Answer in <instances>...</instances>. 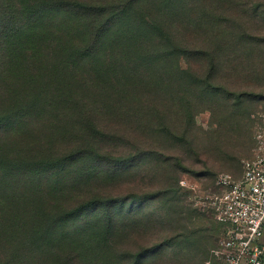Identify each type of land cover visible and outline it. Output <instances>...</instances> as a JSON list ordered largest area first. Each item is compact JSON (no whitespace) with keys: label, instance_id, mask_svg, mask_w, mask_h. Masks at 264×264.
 <instances>
[{"label":"trees","instance_id":"16d2710c","mask_svg":"<svg viewBox=\"0 0 264 264\" xmlns=\"http://www.w3.org/2000/svg\"><path fill=\"white\" fill-rule=\"evenodd\" d=\"M144 2L0 0V264H146L153 248L141 244V214H115L118 202L99 211L108 194L72 199L81 180L70 170L93 160L91 173L111 183L152 162L180 219L184 161L156 150L171 143L197 156L192 131L203 111L216 116L202 131L214 151L248 139L246 107L264 99V0H210L208 27L229 30H205L212 46L196 50L140 13ZM181 57L200 68H181ZM239 74L251 88L229 86ZM190 243L184 234L165 247L174 244L182 263Z\"/></svg>","mask_w":264,"mask_h":264},{"label":"rangeland","instance_id":"374dc122","mask_svg":"<svg viewBox=\"0 0 264 264\" xmlns=\"http://www.w3.org/2000/svg\"><path fill=\"white\" fill-rule=\"evenodd\" d=\"M107 1L109 3L115 2V0ZM209 1L167 0V3L166 0H145L143 9L139 12L159 18L163 26L174 35L176 43L179 42L183 47L196 50L212 46L204 34L205 30L210 33L220 29L229 30L223 28L221 22L218 26L215 25L217 27H208L211 24L210 18H207V14L210 13ZM213 6H217V4L213 3L211 8ZM199 24L202 26L199 27ZM255 32L257 33V30ZM240 45L242 44H238V46ZM254 48H256L255 45ZM179 64L181 68L189 67L192 71L200 68L198 62L192 60L191 57L185 59L181 57ZM261 73L263 76L264 72L261 71ZM231 82L230 87L234 85L238 87L241 83L244 89L251 88L253 85L251 82L248 83L241 74L236 77L235 81L231 80ZM216 83H220L219 79L216 80ZM262 94H264V89ZM253 102L248 108L246 107L248 117L245 122L248 126V139L244 140L243 145H238L236 141L231 140L228 148H225L226 153L214 151L210 144L212 140L202 131L212 127L216 116L214 117L210 111H203L197 113L194 119L196 128L200 130L192 131V135L195 137L192 146L196 149L197 156L186 151L185 147L174 146L171 143H163V147L156 150L161 151L171 159L179 156L184 161V171L177 174L176 197L178 203L175 207L180 210V219L174 215V195L165 192L169 188L167 185L169 181L165 176L160 175V172L154 171L153 163L149 161L145 162L146 165L142 167V170L122 174L111 183H105L103 176L102 179H98L99 175L95 176L94 173H91L96 172L95 161H82L70 170L71 177H77L81 180L79 185L70 190V195L74 196L72 199L81 202L94 196H102L103 198L104 195L108 194L109 199L105 198L106 200L102 199L101 203H97L99 211L105 212L111 204L118 202L113 207L115 214L123 212L124 209H133L139 212L141 214L139 217L143 218L146 229V233L141 238V244L153 248L152 255L145 260L146 264H217L212 252L218 247L221 237L220 231L212 209L204 205L202 201L213 198L220 193L216 186L219 176L229 175L234 180L239 179L245 162L252 159L255 135L262 120H264V99L257 100L256 98ZM177 128L175 127V129ZM126 150L129 148L122 149V151ZM170 169L174 170V164L170 165ZM171 181H174V175L171 176ZM190 186L194 190L189 189ZM172 189H174V184ZM132 192H141V197L138 199L128 198ZM90 214L92 213L82 217V220L89 219ZM152 218L162 220L159 222L160 227L155 230L151 228ZM184 234L191 239L187 249H184L190 261L178 263L174 261V244L171 247H165V242L170 241L173 236L177 237ZM158 253L161 255L158 256Z\"/></svg>","mask_w":264,"mask_h":264},{"label":"built area","instance_id":"2783aa9c","mask_svg":"<svg viewBox=\"0 0 264 264\" xmlns=\"http://www.w3.org/2000/svg\"><path fill=\"white\" fill-rule=\"evenodd\" d=\"M216 186L220 193L202 203L223 226L212 252L217 264H264V120L255 135L253 157L245 162L241 177L234 180L221 175Z\"/></svg>","mask_w":264,"mask_h":264}]
</instances>
